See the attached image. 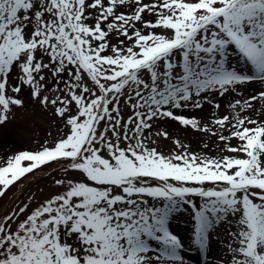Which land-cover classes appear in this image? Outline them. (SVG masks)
I'll use <instances>...</instances> for the list:
<instances>
[{
    "label": "snow or ice",
    "instance_id": "snow-or-ice-1",
    "mask_svg": "<svg viewBox=\"0 0 264 264\" xmlns=\"http://www.w3.org/2000/svg\"><path fill=\"white\" fill-rule=\"evenodd\" d=\"M250 82L264 85V0H0V130L26 107L24 89L67 129L0 157V197L53 162L65 173L24 219L28 204L0 217V264H185L186 249L211 255L222 227L221 264H264V120L241 115L254 102L264 115V88L230 102L239 112L215 129L178 114L219 110L217 95ZM162 119L227 130L220 151L234 155L178 139L164 155L146 142ZM185 211L187 242L172 225Z\"/></svg>",
    "mask_w": 264,
    "mask_h": 264
},
{
    "label": "rangeland",
    "instance_id": "rangeland-1",
    "mask_svg": "<svg viewBox=\"0 0 264 264\" xmlns=\"http://www.w3.org/2000/svg\"><path fill=\"white\" fill-rule=\"evenodd\" d=\"M151 19L152 17H146ZM112 43H116V39L112 38ZM235 64V59H234ZM15 82V80H13ZM90 83V82H89ZM53 84L52 81L49 82V87ZM62 88L63 85H60ZM246 88V89H245ZM264 88L259 82H250L246 86H241L236 92L230 93L224 97L215 100L216 103L221 105L219 110L213 111L211 116H206L209 118V123L202 122L203 124H208L214 129L216 126L212 124V119L215 117L223 115H235L239 112H233L229 107L230 102H234L236 99H247L248 97L255 95L259 90ZM245 90V91H244ZM49 94V93H45ZM63 95V93H59ZM25 100L26 107L23 109H14L15 119L12 120L3 130H0V157L7 158L22 150L36 151L47 142L49 146L54 144L55 141L63 138L67 129L64 123L59 117H56L52 111H41L37 105V102L32 101L28 96V90L24 89L21 93ZM257 109L256 112H245L241 115H249L253 119L264 120V115L260 114L261 104L254 102ZM204 107V106H203ZM189 109V108H188ZM188 109L178 110V114H184L187 116H193L191 110ZM121 110L126 120L129 115H131L130 106H125L121 102ZM201 110V109H200ZM203 118V115H200ZM175 122L170 119H162L155 123L151 130V133H146L150 147H156L158 151L162 152L164 155H169L173 151H180L177 149L173 140H179L181 143L188 145L189 150L196 152L201 155H206L209 157H219L221 155H234L227 151H220L224 148V144L219 140V135H229L227 130H217V135L213 136L211 133L200 132L196 136L189 135L191 132H196L188 128L189 132H184V127L180 126L178 122L175 124H169L166 122ZM102 130V128H101ZM159 131H166L169 138H164L162 136H157L156 133ZM198 132V131H197ZM155 140L156 143H150ZM230 143L235 146L239 142L236 139H232ZM207 145V147H205ZM218 151V152H217ZM217 152L216 155L213 153ZM242 156V154H239ZM4 162L0 159V164ZM65 178V173L62 168L56 164L51 163L47 167L42 168L40 171L33 174H28L27 178H22L19 182L10 187L6 195L0 197V217L7 215L9 212L19 210L24 204H28L29 208L26 213L20 217L24 219L28 213L31 212L35 207L39 206L44 200L51 198L53 195L59 194L64 190L63 186L57 185L55 180ZM31 198V199H30ZM181 215H186L185 217H190L188 212H184L176 216L172 221L174 231L181 234V226L186 224L188 228V233H190L191 220H182ZM220 235L215 237L219 241L218 247L212 253V255H207L205 253L195 252L192 249L189 252L188 257L193 261V263L202 264L210 256L215 258L212 264H221V259L225 258L228 253L223 251L226 249L229 238L222 227L220 229ZM219 257V258H218Z\"/></svg>",
    "mask_w": 264,
    "mask_h": 264
},
{
    "label": "bare ground",
    "instance_id": "bare-ground-1",
    "mask_svg": "<svg viewBox=\"0 0 264 264\" xmlns=\"http://www.w3.org/2000/svg\"><path fill=\"white\" fill-rule=\"evenodd\" d=\"M246 89V88H245ZM245 91V90H244ZM218 98H220V96H216L215 97V100H218ZM190 112H191V114L193 115V116H197L198 118H200L201 120H202V122H205V123H207L208 121H209V118H207L206 116H211L212 114H213V111H215V109L213 108V106L212 105H210V104H208V103H204V107L201 109V110H195V109H192V108H189L188 109ZM203 115V118H201V116L200 115ZM166 122L167 123H169V124H175V122H169L168 120H166ZM210 122V121H209ZM208 122V123H209ZM203 124V123H202ZM184 132H189V130H188V128L186 129H184L183 130ZM200 132L198 131H196V132H191L189 135H193V136H196L197 134H199ZM202 133V132H201ZM222 143V142H221ZM223 144V143H222ZM218 152V151H217ZM217 152H215V153H213L214 155H216L217 154ZM186 215H181V217H182V220H183V222H184V220H187V221H190V217L188 216V217H185ZM184 223H186V222H184ZM180 231H181V236L182 237H184V239H185V242H187V238H188V236H189V233H188V228H187V226H186V224H184V225H182L181 226V229H180ZM190 251H192V249H186L185 250V252H186V254H185V256H184V259H185V264H195V263H193V261L188 257V255H189V252ZM195 252H197V251H195ZM212 255V254H211ZM214 260H215V258H213L212 256H210V258H208L205 262H203L202 264H212L213 262H214ZM197 264V263H196Z\"/></svg>",
    "mask_w": 264,
    "mask_h": 264
}]
</instances>
